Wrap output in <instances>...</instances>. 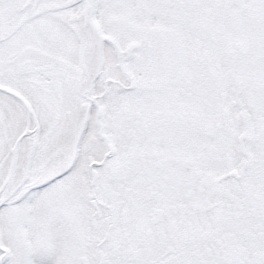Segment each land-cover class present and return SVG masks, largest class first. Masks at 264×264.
Here are the masks:
<instances>
[{
  "label": "snow or ice",
  "instance_id": "6c2138e0",
  "mask_svg": "<svg viewBox=\"0 0 264 264\" xmlns=\"http://www.w3.org/2000/svg\"><path fill=\"white\" fill-rule=\"evenodd\" d=\"M0 264H264V0H0Z\"/></svg>",
  "mask_w": 264,
  "mask_h": 264
}]
</instances>
